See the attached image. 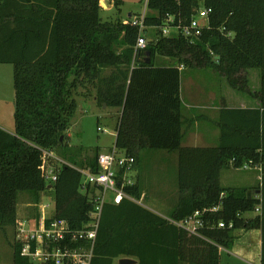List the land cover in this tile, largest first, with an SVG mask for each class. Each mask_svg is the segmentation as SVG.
I'll use <instances>...</instances> for the list:
<instances>
[{"label":"trees","instance_id":"obj_1","mask_svg":"<svg viewBox=\"0 0 264 264\" xmlns=\"http://www.w3.org/2000/svg\"><path fill=\"white\" fill-rule=\"evenodd\" d=\"M108 2L120 13L123 0ZM202 6L211 12L199 36L161 34L137 51L139 28L119 15L103 20L100 0H0V63L12 64L14 87V132L0 127V228L17 225L22 191L31 195L37 209L32 219L40 216L42 193L50 192L48 221L64 219L71 231L88 227L95 188L85 183L74 165V151L69 161L45 154L65 148L60 137L70 125L82 88L84 95L93 94L97 105L120 110L114 143L134 157L137 171L149 151L177 154V201L170 219L127 198L104 203L89 264H112L121 256L136 257L138 264H219V247H231L236 229L260 230L264 264V0H146V8L154 13L146 14L145 30L162 26L168 16L173 24H189ZM133 16L128 13L126 19ZM146 51L149 62L144 60ZM157 56L186 67L212 66L258 105L221 107L217 143L184 146L181 71L178 65L155 64ZM254 68L259 70L257 91L247 85L246 72ZM98 154L95 149L93 157L81 161V168L97 172ZM48 162L57 174L52 183L43 178ZM245 164L259 171L258 197H247L246 187L220 183L223 169ZM124 190L140 199L139 176ZM212 206L219 207L206 213L201 235L189 234L172 222ZM256 209L254 216H245ZM218 221L224 226L217 227ZM166 226L178 232L176 243L163 239L171 233ZM21 246L13 241L9 264H55L32 261L21 255Z\"/></svg>","mask_w":264,"mask_h":264},{"label":"rangeland","instance_id":"obj_2","mask_svg":"<svg viewBox=\"0 0 264 264\" xmlns=\"http://www.w3.org/2000/svg\"><path fill=\"white\" fill-rule=\"evenodd\" d=\"M105 3L106 7L100 11V16L103 20L115 18L117 15H119L121 19L126 20V15L128 13H135V15H138L146 7L145 0H123L120 13H117L112 2L106 0ZM145 11L146 14L154 13L147 8ZM199 23L203 22L200 21ZM171 33L172 31H170V34ZM161 34L162 31L160 26L147 27L146 38L148 43L149 41H156ZM157 57L159 58V60L156 59L155 61V64L157 65H178L175 59L161 56ZM181 66V95L185 110L199 114H206L210 118V113H213L214 111L210 110V106L216 105V103L219 104L220 102L225 101L231 104H236L239 100L245 102L250 99L247 98L249 97L248 93L232 88L228 84L226 78L219 75L212 66H207V68L202 69ZM246 74L249 89L251 91H257L260 87L259 70L255 68L248 69ZM199 88H202V92L204 91V96L201 97L202 101H199L198 98L194 97L198 92L196 90ZM84 93V89H78V94L76 96L77 109L71 118L69 127L65 131V136L62 137V140L64 141L63 147L65 148L61 150L57 147L53 151V154L56 157L68 161V157L72 153L71 151H74L71 157L76 161V164L74 165L80 168L81 161L85 158L93 157L95 149L99 150V152H104L109 150L113 144H115V130L118 116L120 115V110L118 108H109L104 104L97 105L92 97V93L89 95H84ZM199 102H202L203 104H200ZM13 113V66L10 63H0V127L11 133L14 132ZM199 123L200 125L209 124L206 119H200ZM184 141L186 142V139ZM133 169H135V167H133ZM139 169V171L136 169L133 170V176L134 178L137 175L139 176L143 192L146 195L144 199L142 197L139 199V204L156 211L167 219H170L169 213L177 201V154L149 151V153H145L141 158ZM224 173H233V175L225 180ZM257 174L260 178L259 171L257 172V169L252 167L246 169L238 168V170L223 169L221 171V184L224 186H242L248 182L254 183ZM158 193L161 194L158 195ZM51 197L52 194L50 192L42 193L39 201L40 204L38 206L40 211L45 208V212L47 213V209L52 207L53 201ZM257 211L258 210L247 212L245 216L252 217ZM36 213L37 209L34 206L31 195L25 191L20 192L17 198V225L0 228V264H9L12 262L13 241L15 240L14 234L19 222H22L23 219L34 217ZM25 226H29L27 222L25 223ZM239 230L242 233L241 236H244L243 242L247 246L248 251L242 255L233 252L230 253V249L219 247V264H260V230ZM236 236L235 238L238 237ZM113 264H117V261L114 260Z\"/></svg>","mask_w":264,"mask_h":264},{"label":"built area","instance_id":"obj_3","mask_svg":"<svg viewBox=\"0 0 264 264\" xmlns=\"http://www.w3.org/2000/svg\"><path fill=\"white\" fill-rule=\"evenodd\" d=\"M145 10L146 7L139 15L124 20L125 23H130L139 28V34L134 45L137 51L144 50L148 44L145 31L146 25L144 23ZM210 12L211 8L202 6L197 14L192 17L190 23L184 25H181L180 22L173 24V17L168 16L165 24L160 26L162 35L170 36L172 33H181L185 37H197L201 34L202 29L208 26L207 20ZM200 21L203 23H199ZM170 31H172L171 34ZM228 34L230 35V33ZM45 154L60 161L58 157L54 156L53 151H45ZM134 161L133 156L126 154L123 150H119L113 144L109 150L99 152L97 155V172H92L88 167H76L85 176V183L95 188V205L88 227L71 231L66 220L53 218L48 221L50 214L45 212V208L41 211L39 209L40 216L38 219H23L22 222H19L15 231V241L22 244L21 255L28 256L32 261L39 263L54 261L55 264H64V262L89 264L102 205L106 202L118 204L124 198L140 203L139 199L129 195L124 190L126 185L133 183ZM246 167H248L247 164L243 165L242 168ZM43 172V178L47 183H52L56 180L57 174L53 164L46 163ZM218 207L212 206L202 210H195L183 220L172 222L189 234L201 235L200 229L208 221L205 218L206 213L214 212ZM26 222L29 225L28 227L25 226ZM216 226L223 227V221H218ZM231 226L232 224L230 223L228 227ZM73 241L79 245H73ZM33 242L34 244H32Z\"/></svg>","mask_w":264,"mask_h":264},{"label":"crops","instance_id":"obj_4","mask_svg":"<svg viewBox=\"0 0 264 264\" xmlns=\"http://www.w3.org/2000/svg\"><path fill=\"white\" fill-rule=\"evenodd\" d=\"M167 58V57H166ZM157 60H159L158 57H156L154 59V62ZM162 65H168V64H162ZM180 71H182V66L178 65ZM201 90V91H200ZM196 91H198L194 97L198 98L199 101H202L201 97L204 96V91L202 92V88L197 89ZM181 75H180V98L182 101V110H181V114H182V120H183V125H182V131H183V138H182V145L184 146H210V145H214L217 143L218 137H219V129L217 127V119H218V115H219V109L221 107H229V108H245V107H255L258 105L257 101L255 99H252L251 97H247L250 98L248 101H242L239 100L236 104L234 103H229V102H220L219 104L216 103V105H212L210 106V110H214L213 113H210V118L206 115V114H199V113H194L192 111H188L184 109V102L182 99V95H181ZM192 95V96H193ZM223 101V99H222ZM200 104H203L202 102H199ZM212 116V118H211ZM200 119H206L207 122H209L208 125H200L199 121ZM115 134H116V130H115ZM116 136V135H115ZM186 139V142L184 141ZM172 154V153H171ZM170 156V155H169ZM227 170H238L235 169L233 167H229L226 168ZM228 172V171H227ZM258 172V170H257ZM233 175V173H224V178L225 180L229 177ZM222 180V176L220 174V183ZM259 184V177L258 174L256 176V179L253 182H248L247 184H244L242 186L239 185H222L223 187H246L248 189L253 190L254 192L252 193V195H254L255 197L259 196V194H257L255 191L257 190V188H255L257 185ZM260 193V192H259ZM161 193H158V195ZM256 194V195H255ZM141 197L144 199L146 197V195L144 194V192H142ZM143 206V205H142ZM145 207V206H144ZM147 208V207H146ZM173 208V207H172ZM171 208V209H172ZM150 211H152L153 213L162 216L161 214H158L156 211L151 210L150 208H147ZM164 217V216H162ZM165 230H168V232L170 231L171 233H168L167 235H165V242H167V244H174L176 243V234H178V232L169 226L165 227ZM237 229L236 231H234V236H236L237 238H234V241L231 245L229 252L230 253H238V254H244L245 252L248 251L247 246L244 244L243 242V238L242 237V233L241 231ZM243 231V229H241ZM238 232V233H237ZM236 234V235H235ZM236 239V240H235ZM155 242L156 238H153ZM152 246V245H150ZM220 249V248H219ZM124 257V256H121ZM125 257H131L133 259H135L137 262L136 264H138V259L136 257L133 256H125ZM197 257V256H195ZM120 257L115 258L114 260H118ZM113 260V262H114ZM260 261V260H259ZM113 264V263H112ZM182 264H190L189 262H183Z\"/></svg>","mask_w":264,"mask_h":264},{"label":"water","instance_id":"obj_5","mask_svg":"<svg viewBox=\"0 0 264 264\" xmlns=\"http://www.w3.org/2000/svg\"><path fill=\"white\" fill-rule=\"evenodd\" d=\"M105 1L106 0H100V5L102 6V7H106V3H105ZM108 1V0H107ZM145 54H146V56H145V58H144V60L146 61V62H149L150 61V58H149V51H146L145 52ZM138 55H139V52H138ZM105 105V104H104ZM60 139H62V136L60 137ZM254 191L253 190H251V189H248L247 190V197H250L251 196V194L253 193ZM256 193H259L260 192V190L259 189H257L256 191H255ZM136 260L135 259H133V258H131V257H120L118 260H117V264H136Z\"/></svg>","mask_w":264,"mask_h":264}]
</instances>
